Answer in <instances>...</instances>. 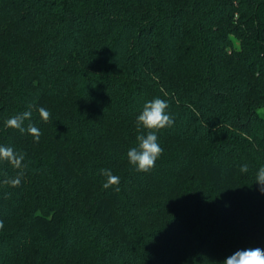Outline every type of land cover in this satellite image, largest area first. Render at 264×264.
Returning a JSON list of instances; mask_svg holds the SVG:
<instances>
[{
    "label": "trees",
    "instance_id": "16d2710c",
    "mask_svg": "<svg viewBox=\"0 0 264 264\" xmlns=\"http://www.w3.org/2000/svg\"><path fill=\"white\" fill-rule=\"evenodd\" d=\"M174 117L149 173L136 117ZM29 103L28 132L5 127ZM0 264H223L264 250V0H0ZM249 171L241 173V165ZM110 169L119 184L103 187Z\"/></svg>",
    "mask_w": 264,
    "mask_h": 264
},
{
    "label": "clouds",
    "instance_id": "9594fccd",
    "mask_svg": "<svg viewBox=\"0 0 264 264\" xmlns=\"http://www.w3.org/2000/svg\"><path fill=\"white\" fill-rule=\"evenodd\" d=\"M170 105L165 99L159 97L144 103L142 111L136 117L137 128L147 129V134H141L136 137L137 146L128 149L126 156L130 165L137 172L149 173L156 165L157 160L162 155L164 149L158 142L157 133L165 128H171L174 123V117L168 112ZM38 111L39 116L44 122L50 118V112L44 106L37 107L29 103L27 110L10 116L5 120V127L19 130L20 132H28L34 136L36 142H39L40 131L32 123H28L25 128V121H30L33 110ZM25 156L18 153L11 146L0 145V162L9 163L14 169L19 170L14 177H7L3 180V184L10 187H18L21 185L24 176ZM241 173H247L249 167L247 164L240 166ZM101 175L106 177L103 184L105 189L119 184V177L114 175L110 169H101ZM255 184L259 185V191L264 194V165L260 166L256 172ZM4 227L3 221L0 220V229ZM223 264H264V250L259 247L237 250L234 254L223 261Z\"/></svg>",
    "mask_w": 264,
    "mask_h": 264
}]
</instances>
